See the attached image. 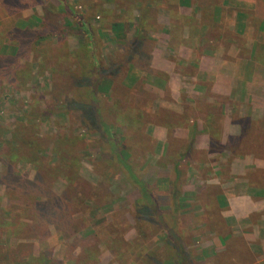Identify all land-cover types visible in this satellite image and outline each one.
<instances>
[{"label": "rangeland", "instance_id": "1", "mask_svg": "<svg viewBox=\"0 0 264 264\" xmlns=\"http://www.w3.org/2000/svg\"><path fill=\"white\" fill-rule=\"evenodd\" d=\"M108 3L0 0V264H176L161 227L169 204L154 202L170 155L155 154L152 124L138 121V98L161 100L106 79L107 41L111 51L136 29ZM92 33L94 53L80 42ZM255 96V112L241 108L255 116L243 117L242 140L264 166V92Z\"/></svg>", "mask_w": 264, "mask_h": 264}, {"label": "crops", "instance_id": "2", "mask_svg": "<svg viewBox=\"0 0 264 264\" xmlns=\"http://www.w3.org/2000/svg\"><path fill=\"white\" fill-rule=\"evenodd\" d=\"M106 1L109 13L121 6L119 26L136 28L111 51L107 41L106 79L161 100L138 98L137 106L138 121L153 126L155 154L170 155L169 168L155 169L162 194L154 202L170 207L161 227L171 230V258L264 264V166L242 140L243 117L255 116L241 114L243 106L255 112V92H264V0ZM95 37L82 35V47L94 53Z\"/></svg>", "mask_w": 264, "mask_h": 264}, {"label": "trees", "instance_id": "3", "mask_svg": "<svg viewBox=\"0 0 264 264\" xmlns=\"http://www.w3.org/2000/svg\"><path fill=\"white\" fill-rule=\"evenodd\" d=\"M81 17H82V15L79 14V15H78V18L81 19ZM80 19H79V20H80ZM79 23H80L81 26H83V28L86 29V27H87L86 24H87V23H86L85 20H80ZM88 35H90V34H88ZM95 85H96V84H95ZM93 90H94V92H95V94H96V96H97V98H98V99H97V110H98V107H100V100H101L100 95H99V93H98V92H100V91H99V89H98V86H97V87L94 86ZM100 118H101V121H102L103 123L108 124L107 121L103 118L102 115H101ZM106 126H107V125H106Z\"/></svg>", "mask_w": 264, "mask_h": 264}]
</instances>
